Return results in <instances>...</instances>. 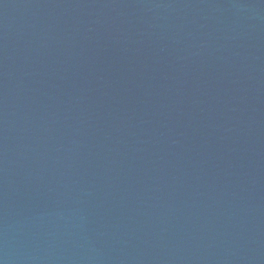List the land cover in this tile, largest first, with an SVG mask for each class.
Segmentation results:
<instances>
[{
	"label": "water",
	"instance_id": "1",
	"mask_svg": "<svg viewBox=\"0 0 264 264\" xmlns=\"http://www.w3.org/2000/svg\"><path fill=\"white\" fill-rule=\"evenodd\" d=\"M0 264H264V0H0Z\"/></svg>",
	"mask_w": 264,
	"mask_h": 264
}]
</instances>
